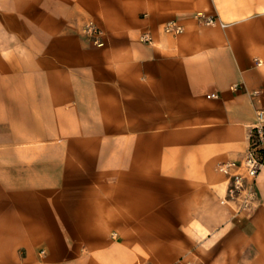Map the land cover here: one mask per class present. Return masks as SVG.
<instances>
[{"label":"crops","instance_id":"1","mask_svg":"<svg viewBox=\"0 0 264 264\" xmlns=\"http://www.w3.org/2000/svg\"><path fill=\"white\" fill-rule=\"evenodd\" d=\"M260 110L264 0H0V264H264Z\"/></svg>","mask_w":264,"mask_h":264},{"label":"built area","instance_id":"2","mask_svg":"<svg viewBox=\"0 0 264 264\" xmlns=\"http://www.w3.org/2000/svg\"><path fill=\"white\" fill-rule=\"evenodd\" d=\"M197 17L204 24H212L216 20L214 16L204 13H199ZM87 27L93 34L100 31L92 22ZM164 30L179 34L184 31V26L176 19H171L164 24ZM144 39L151 40V37L145 34ZM262 167H264V110L257 113V122L250 129L248 148L243 158L224 161L218 165V170L227 177L226 196L222 202H235L238 212L248 210L255 200V182Z\"/></svg>","mask_w":264,"mask_h":264},{"label":"rangeland","instance_id":"3","mask_svg":"<svg viewBox=\"0 0 264 264\" xmlns=\"http://www.w3.org/2000/svg\"><path fill=\"white\" fill-rule=\"evenodd\" d=\"M199 13H202V12H198L197 15H198Z\"/></svg>","mask_w":264,"mask_h":264}]
</instances>
